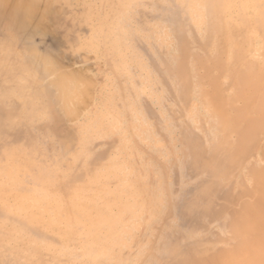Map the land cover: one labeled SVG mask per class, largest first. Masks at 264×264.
<instances>
[{
    "label": "rangeland",
    "instance_id": "374dc122",
    "mask_svg": "<svg viewBox=\"0 0 264 264\" xmlns=\"http://www.w3.org/2000/svg\"><path fill=\"white\" fill-rule=\"evenodd\" d=\"M212 1L0 0V264H257L264 0Z\"/></svg>",
    "mask_w": 264,
    "mask_h": 264
},
{
    "label": "bare ground",
    "instance_id": "6f19581e",
    "mask_svg": "<svg viewBox=\"0 0 264 264\" xmlns=\"http://www.w3.org/2000/svg\"><path fill=\"white\" fill-rule=\"evenodd\" d=\"M249 1H251V0H249ZM213 3H214V5H215V8H216V11L219 9V10H221L223 7H224V5H226L227 6V8H230V6H231V4L232 3H234V2H232V0H213L212 1ZM247 2V3H246ZM241 4H242V8H245V7H247L246 6V4L249 6V4H250V2H248V0H242L241 2H240ZM233 8V7H232ZM217 15V14H216ZM218 16V15H217ZM213 21H217V22H219V20H218V18L215 16V15H213ZM232 32H236V31H232ZM233 40V39H232ZM232 40H229V41H232ZM243 43H247V41H243ZM227 43H225V45H226ZM227 45H229V44H227ZM238 43H234V46H233V49H231V50H229L230 51V56L231 57H236V58H238V57H240V56H242V54H243V48L242 47H238ZM223 48H226V47H223ZM240 49H242V51H240ZM71 79V78H70ZM78 84V83H77ZM77 86V85H76ZM80 92V91H79ZM84 94V93H83ZM79 97V96H78ZM72 100H74V99H72ZM72 105H73V103H72ZM70 110V109H69ZM224 120V118L223 117H221V120ZM225 122V121H224ZM244 139H245V137H248L249 136V134L248 133H241L240 134ZM263 173V171L262 170H260L259 171V174L261 175ZM100 200V199H99ZM31 202V201H30ZM257 202L259 203H257V204H255V205H263V207H264V200H262V199H260V198H257ZM58 204V203H57ZM90 204V203H89ZM60 206V205H59ZM128 207V206H127ZM126 207V208H127ZM61 209V208H60ZM55 212V211H54ZM57 212V211H56ZM136 215V214H135ZM68 221V220H67ZM66 221V222H67ZM239 225H241V226H245V229L247 228L248 229V226H249V224L248 223H245V222H243V223H240ZM264 225H262V223L260 222L259 224H258V230H262V232H263V229H264V227H263ZM96 227V226H95ZM249 230V229H248ZM93 231V230H92ZM247 231V230H246ZM85 232V231H84ZM247 232H255V231H253V230H249V231H247ZM74 234H76V233H74ZM79 234V233H78ZM106 234V233H105ZM77 235V234H76ZM96 236V235H95ZM102 240V239H101ZM100 240V241H101ZM83 242V241H82ZM123 243H124V241H123ZM90 244V243H89ZM92 244V243H91ZM80 248V247H79ZM105 250V249H104ZM216 251V250H215ZM241 255H243V253H242V251H241V253L240 254H234V253H231V252H229V251H225L223 254H221V251H218V252H216L212 257H210V258H206V259H199V260H191V261H189V263L191 262V264H233V262L235 261V260H233V257L234 256H241ZM262 256H264V255H262ZM262 256H257L255 259H256V263L258 264L259 263V259L262 257Z\"/></svg>",
    "mask_w": 264,
    "mask_h": 264
}]
</instances>
